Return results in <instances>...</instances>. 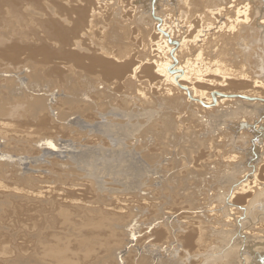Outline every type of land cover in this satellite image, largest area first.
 Listing matches in <instances>:
<instances>
[{"label": "rangeland", "instance_id": "1", "mask_svg": "<svg viewBox=\"0 0 264 264\" xmlns=\"http://www.w3.org/2000/svg\"><path fill=\"white\" fill-rule=\"evenodd\" d=\"M36 1H39V5L34 6ZM79 1L71 2L70 6L64 4L62 0V6L59 0H11V5L9 3L0 5V43L6 42V46L0 44V52H5L3 56L0 55V103L6 106V113L14 111L12 118L4 120L14 125L13 128H9L12 130H9L10 132L0 130L2 132L0 135V175L4 176H0V178L3 177L0 180L4 181L2 183L0 181V183L5 186L10 183L7 186L9 188L1 190L2 193H0V260H2L0 263L19 264L18 260L23 262L31 254L35 256V261H37L42 257L41 252L45 247L54 245L65 249L75 264H260L261 260L263 262L264 195L255 200L248 198L238 203L233 197L235 187L238 185L234 186L235 182L239 183L240 181L237 177L249 175L248 178L245 176L243 182L252 186L256 180L253 178H256L255 175H257L254 169L264 171V149H262L264 144V109L255 108L249 113L250 116L247 113V122L244 124L242 121L245 119L241 117L239 110L233 109L219 115V119L217 117L214 119L204 118L198 121L200 119L196 116L192 117L191 119L195 120L193 122L198 123L195 130L175 131L166 134L159 128L160 125L150 130L153 121L159 122V118L154 116L157 115V112H159L158 115L164 112V106L157 109L154 108L155 104L146 108H128L120 105L118 101L120 95H123L124 91L128 93L131 91L133 94L138 89L137 86L120 84L114 77L108 81L106 77L109 76H106L99 67L92 69L90 67L88 70L76 68L71 72L66 70L68 63L66 65L60 63L63 62L62 57L64 55L75 50V42L85 40L86 36L82 34L84 32L75 35L58 32L51 28L49 23L60 22L61 25L67 27L70 21L81 19L76 9L86 7L87 2ZM158 1L145 0V7H147L144 8L145 11H148L150 7L151 11L157 7L160 8L161 3ZM256 1H258L256 10L261 14L258 17V22L261 23L264 19V0ZM137 2L140 3L141 1L138 0ZM158 3H160V7ZM58 6L65 8L66 11L70 7L74 9L67 15L62 12L55 13ZM100 11V16L97 19H102V23L98 25L96 35H92V37L101 35L99 34L100 31H105L104 34L106 33V35L102 39L101 46L112 44L114 49L112 48L111 51L115 54L118 45L132 41L136 34H133L134 37L129 34L130 36L127 35L122 40H118V34L122 33L121 30L124 28L122 26L124 22L119 17L121 14H116L117 10L113 8H106V10L101 8ZM106 16H109L108 19L103 21ZM65 19L70 21L67 23ZM91 19H88V23H91L89 22ZM86 21L87 17L85 21L81 19V23L78 22L79 30L86 28L84 27ZM259 23L256 27L259 34L249 35L250 37H247L249 40L243 38L244 40H241L236 48H239L238 51L241 53L246 52L247 56L255 59L252 67L248 65L246 68L248 72L253 71L252 74L257 80L264 82V24ZM103 26L106 27L105 30ZM92 40L94 39L88 38L86 45L82 43V47L88 49L89 44L91 48ZM246 41L250 42L247 43ZM41 44L48 46L49 53L54 55L51 63L45 67L39 63L41 58L31 51L38 49V45ZM14 47L22 49L23 52L21 51L19 55L14 52L15 55L6 58L5 55L10 56L11 52L9 51ZM108 58L114 62L112 58L106 57V59ZM220 60L232 67L229 58ZM82 64L89 65V61L84 60ZM75 72H78L79 75ZM250 89L249 86L247 90ZM102 91L106 97H103ZM259 91L260 96L264 98V89ZM99 94L102 98L97 97ZM37 98L44 99L45 103V110L39 113L41 118L38 112L37 114L33 113L32 108L29 107ZM112 100L117 101L113 103ZM251 113L255 114L252 115ZM158 115L156 117H159ZM42 118L46 122H43ZM257 122H263L261 128L257 127ZM19 127L23 128L19 130ZM27 129H32V131L29 132ZM243 129L246 133H243ZM23 131H28L26 134L30 133V135L28 134L30 137L26 135V138ZM241 131L243 133L241 135L242 140L240 139ZM16 133L21 136H17ZM4 134L5 137L3 138ZM257 134L259 137L256 136ZM199 140H204V146L198 144ZM40 141L42 144L39 143ZM196 142L198 143L196 144ZM244 143L245 145H243ZM253 145L259 150L258 152ZM242 149L243 152H241ZM230 152H235L237 161H241L238 163L243 164L233 169L235 163L231 162V159H227L231 154ZM235 153L232 154L235 155ZM51 154L53 155L51 156ZM50 156L51 158H48ZM230 165H232L231 168ZM234 172L237 177L233 176ZM252 173L254 174L252 175ZM261 175L264 176V172ZM18 177L20 178L18 179ZM45 178L51 183L46 182L47 179ZM13 179L15 182L21 181L17 182V185ZM65 182L66 185H64ZM19 185L20 187L24 185V188H20ZM49 188L55 192L58 191L59 195H55L53 191V193L47 194L50 197L49 199L47 197L46 201H44L45 199L31 200V198L23 196L29 191L38 192ZM13 190L18 192L17 195ZM6 195L7 197H5ZM105 196L106 198H104ZM136 196L138 198L143 196L142 198L147 201L138 204L134 201ZM219 198L222 199V202ZM28 200L30 201L27 202ZM98 200L112 204H110L111 207L103 205L105 210L99 211L100 214L102 213L100 218L104 217L102 221L104 225L95 228L94 226L89 227V219L86 217V213L87 209L88 212H91L93 207H89L90 205H86V203L90 201L91 205H95ZM250 200L251 204L252 202L254 204V201L258 203L257 208V204L251 205ZM51 201H56L52 202V204L54 203L52 208L50 207ZM74 201L77 206L79 205L78 208ZM218 202L226 205L223 206ZM31 203L36 206H32ZM249 204L254 208H250ZM24 206L25 209L22 210ZM126 206L131 209L130 212L123 209ZM59 207L62 209L60 210ZM71 208L79 211L80 214L76 211L78 216L72 215L73 211L70 213ZM115 208H117V212ZM110 209L114 212H111ZM62 210L68 212L64 211L63 213ZM227 213H229L228 216ZM116 214L121 216L116 217ZM84 216L85 218H83ZM67 218L72 221H67L69 220ZM188 218L199 221L203 219V222L208 225L210 238L207 244L204 243L205 246H202L204 249L196 252L198 254L192 253L196 250L194 245L197 235L195 230L192 231L186 226ZM226 218L229 219L231 225ZM32 219L34 220L32 221ZM92 219H90L91 222ZM93 220L95 223L99 219ZM104 220L108 221L105 222ZM226 221L228 226H223V222ZM240 222L242 223L240 224ZM214 230L219 232L212 234L211 232ZM256 232L258 235L255 239H257L252 244V237ZM243 233L244 235L241 236ZM186 235H192L193 246L188 245L185 240ZM259 238L263 240L259 241ZM53 240L57 241L56 244H53ZM17 249L20 250L18 256Z\"/></svg>", "mask_w": 264, "mask_h": 264}, {"label": "bare ground", "instance_id": "2", "mask_svg": "<svg viewBox=\"0 0 264 264\" xmlns=\"http://www.w3.org/2000/svg\"><path fill=\"white\" fill-rule=\"evenodd\" d=\"M10 1L11 0H0V5H2L4 3H9L11 5L12 2H10ZM59 1L61 3V6H62V2L64 4L69 5V6H70V4L76 2V0H62V2H61V0H59ZM84 1L87 2V6L84 7V8H77L76 9L79 12L78 15H79V17H81L82 21H85L86 17H87L86 26L84 25V27H86V28L84 30L83 29L79 30V28H78L79 27L78 22L81 23V19H79V18H78L79 20H77V21H70L69 19H65V21H67V23L70 21V23L68 24L67 27L61 25L60 22H58V23L57 22L49 23L52 26L51 28H54L58 32H62L64 34H71V35H75L77 33L84 32L82 34L86 36L85 40L76 41L75 42V50L72 51V52H69L66 55H64L62 57L63 62H60V63H62L64 65H66L68 63L66 65V70L67 71L69 70L71 72L74 69H76V68H78V69L82 68V70H84V69L88 70V69H90V67H91V69L93 67H99V68H101L103 70V72H104V74L106 76H109V77L105 76L108 81L111 78L114 77V78L117 79L116 81H118L120 84H125L127 86L134 85L135 87L137 86L138 89H136L133 94L131 93V91H130V93H128L127 91H124L122 93L123 95H120V98L118 99L120 105H124V106H126L128 108L129 107H133V108H135V107H145L146 108L148 106H152L153 104H155L154 108H157V109L162 107V106H164L165 111L160 113V115H158L159 112H157L156 114L159 117H156L157 115L154 116L155 118H159V122L153 121L151 123V125H150V130H151V128H153V129L156 128L158 125H160L159 128L162 131H164L166 134H170V133L175 132V131H178V132L181 131L182 132V131H187V130H195L196 127L198 126L197 125L198 123L193 122L195 120L194 119L192 120L191 119L192 117L196 116L198 119H200L198 121H201L204 118H207V119L213 118L214 119V118L217 117L219 119V117H218L219 115H221L224 112L233 110V109H236L237 111L239 110V113H240L241 117H243V119H245L244 121H242L243 124H244V122H247V120H246L247 119V116H246L247 113L249 115V113L255 108L256 109L257 108H263L264 109V98H262L260 96L261 93L259 91V90H263L264 89V82H262L260 80H257L255 78V76H253L254 74H252L253 71L252 72H248V69L246 68L248 65L252 67V64L254 63L255 59L250 57L249 55L247 56L246 55L247 53L243 52V50H241L243 52V53H241L240 51H238L239 48H236V46L238 45V43L241 40H244L245 38L250 37L249 35H253V34L259 32V30L256 28L258 23H259L258 22V17L261 15L260 12H258L256 10V7H258V5H257L258 1L250 0L248 2V0H159L160 3H161V7H160V3H158V6L160 8L154 7V8H156L154 11L150 10L151 7L148 9V11L147 10L145 11V9L147 8V7H145L146 6L145 0H140L141 1L140 3L137 2L138 0H84ZM38 2L36 1L34 3V6L35 5H39ZM81 3H83V2H81ZM6 6H7V4H6ZM77 6H78V4H77ZM155 6H156V4H155ZM59 7L60 6H58V8L56 9L55 13L56 12H59V13L62 12V13L67 15V13L73 12V9H74V8L70 7V9L68 8V10L66 11L65 8H62V7L59 8ZM4 8H6V7H4ZM101 8H105V10H106V8H113V9L117 10L116 14H121V15H119V17L122 19L121 21H123L124 24L122 25L121 21H120L121 22L120 24L122 26H124V28L121 30L123 32L122 33L120 32L118 34L119 35V39L118 40H122L125 36H127L129 34L132 35L133 37L135 36L133 34H136V36L132 39V41H129V42L127 41L126 43H123V45H121L122 43L119 42L121 44L118 45L115 54L111 51L112 48H113L112 44H107V45H105L103 47L101 46L102 45V39L106 35V33L104 34L105 31H100L99 34H101V35H97V36H99V37L96 36L97 38L96 37H92V35H94V36L96 35L95 32H97V30H98V25L100 23H102V19H97L100 16L99 14L101 12L100 11ZM108 17L109 16H106V18H104L103 21H106L105 19H108ZM89 18H92L91 20H89V22H91V23H88V19ZM55 19H57V18H55ZM63 23H65V22H63ZM259 24H264V19ZM86 29H88V31H85ZM103 29L105 30L106 27L103 26ZM49 34L50 33L48 32V35ZM245 35H246V37H245ZM254 37H255V35H254ZM88 38H92L94 40H92L91 48H90V45L88 44V46H89L88 49H85V48L82 47V43H85V45H86V40ZM249 42L250 41H248L247 43H249ZM5 43L6 42H2L0 44H4L6 46ZM109 45L110 46L112 45V47H109ZM38 47H39L38 49H34V50H31V51L33 52L34 55L37 54V56H39L41 58L39 63L42 65V67H45L47 64L51 63V60H52V58H54V55L49 53L50 51H49V47L48 46H44V45L41 44L40 46L38 45ZM6 50H4V51H6ZM21 51H22V49H20L18 47H16V48L14 47L12 50L10 49V51H9V52H11L10 56L9 55H5V57L8 58V57H11V56L15 55L14 52L19 55V53ZM113 51L115 52V50H113ZM4 54H5V52H0V55L3 56ZM7 54H8V52H7ZM106 57L112 58V60L114 62H112L109 58H108L109 60L106 59ZM215 57H217L218 59H213ZM226 58H229V61L232 64V67H230L228 65V63L224 64V62H222L220 60V59H226ZM84 60L89 61V65L87 64L88 66L82 64V62ZM38 69H40V67ZM49 73H47V74H49ZM75 74L79 75L78 72H75ZM49 75H51V74H49ZM249 86L251 87V89L247 90L249 88ZM103 93H100V94H103ZM100 94L97 95V97L102 98ZM103 95H104L103 97H106L105 93ZM94 96L96 98V95H94ZM109 96H110V94H109ZM109 96H108V98L111 97V96L110 97ZM38 98L35 99L30 104L29 107L32 108L31 110H33V113L37 114V112H38V115H40L39 113H41V112H43L45 110V103H44V99L42 100V98H40V99H38ZM48 101H49V99H48ZM116 101H113V103L116 102ZM5 107L6 106L3 103H0V130L1 131L3 130V132H4V130H8V131L12 130V129H9V128H11L12 126L14 127V125L11 124L10 122H5L4 121V120L12 118V116L14 115V111L13 112L11 111L10 113H6L5 112L6 111ZM17 108H18V106H17ZM118 110L120 111V108H118ZM254 114H252V115H254ZM30 115H32V114H30ZM44 115H45V113H44ZM236 115H237V113H236ZM33 116H34V114H33ZM35 116L38 117L37 115H35ZM42 116H43V114H42ZM235 117L237 118L238 116H235ZM40 118H41V115H40ZM51 121H52V119H51ZM43 122H46V120L43 119ZM238 122H239V120H238ZM262 123L261 122H257L256 123L258 125L257 127L261 128L262 127L261 126ZM240 126H243V125H240ZM249 126H247V127L250 128ZM47 127H48V124H47ZM20 128L21 127H19V130H20ZM24 130H26V129H24ZM27 130L29 132L32 131V129H27ZM23 132L25 134L22 133V132L21 133L24 134L25 136L26 135L28 136V134L30 135V133L26 134L27 132H25V131H23ZM244 132L245 131L243 129V133ZM1 133L2 132H0V135H1ZM243 133L241 131L240 139H241V135ZM257 133H258V131H257ZM248 134H249V131H248ZM16 135H17V133H16ZM17 136H21V135L18 134ZM27 136H26V138H27ZM256 136L259 137L258 134ZM4 137H5V134H4L3 138ZM14 137H16V136H14ZM28 137H30V136H28ZM251 137H252V135H251ZM251 137H250V139H251ZM33 140H35V139H33ZM42 140L44 141V138H42ZM49 140H47V141H49ZM41 141L39 143H41ZM9 142H10V140H9ZM252 142H255V141H252ZM197 143L198 142H196V144ZM204 143H205L204 140H199L198 144L200 146H204ZM243 145H245V143ZM34 146H36V145H34ZM262 146H263L262 149H264V144ZM253 147H254V145H253ZM254 148H256V147H254ZM243 149H244V147H243ZM243 149H242L241 152H243ZM256 151L258 152L259 150H257V148H256ZM49 152H47V154H49ZM230 153L234 154L235 152H230ZM231 154L229 155V157H227V156H225V157H227V159H229V160L231 159V162L235 163L234 165L231 163L233 165V169L237 168V167H239L240 165L243 164V163H238L239 160L237 161V159H236V157H237L236 153H235V155H233V154L231 155ZM52 155L53 154H51V156ZM44 156H46V155H44ZM51 156L48 157V158H51ZM243 156H245V155L243 154ZM222 159H220V160H222ZM193 160H195V159H193ZM234 160H236L237 162L234 161ZM260 161H261V159H260ZM224 162H226V161H224ZM239 162H241V161H239ZM232 165H230V168H231ZM241 168H239V169L241 170ZM245 169H243V170L245 171ZM256 169H254V171H255V173L257 175H255L256 178H253V179H256V180L254 181L252 179V181H254L252 183L253 184L252 186H250V184L247 183V182L246 183L243 182V180H244L246 175H244L243 177L242 176L237 177L236 173L234 172L235 174L233 176L234 177L236 176L238 178V180H240L239 183L236 181L235 185H234V186H236V184H238L235 187V192H234V197H233V199L235 198L234 199L235 202H237V203L238 202H243L245 199H248V198L255 200L257 197L260 198L262 195H264V176L261 175V173H263L264 171L262 170L263 171L262 172V171H260V169H258V170H256ZM236 171H238V170L236 169ZM244 171H242V172L239 171V172L243 173ZM14 172H16V171H14ZM14 172H13V174H15ZM244 173H246V172H244ZM253 174L254 173H252V175ZM15 175H17V174H15ZM0 176H3V175H0ZM3 177L0 178V179H3ZM46 177H48V176H46ZM248 177H249V175L246 176V178H248ZM19 178L20 177H18V179ZM30 178H32V177H30ZM4 179L6 180V178H4ZM9 179H10V177H9ZM28 179H26V180H28ZM45 179H47V178H45ZM14 180L15 179H13V181ZM20 181H17V182H20ZM2 182H4V181H1V183ZM17 182H15V183L18 185ZM28 182H29V180H28ZM46 182H48V179H47ZM1 183H0V193H2L1 190H4L5 188H9L7 186L10 184L9 183L7 186H5V185H2ZM7 183L8 182L6 181V184ZM48 183H51V182H48ZM25 184H28V183H25ZM66 184L67 183L65 182L64 185H66ZM79 184H76V185L79 186ZM12 185H14V184H12ZM64 185H62V186H64ZM23 186H21V187H23ZM31 186H32V184H31ZM43 186H44V184H43ZM19 187H20V185H19ZM12 188H13V186H12ZM16 190H17V187H16ZM17 191L19 192V190H17ZM17 191L14 192V190H13V192L16 193V195L18 193ZM53 191L54 190L52 188H49L47 190H45V189L44 190H40L38 192H36V191L35 192H30V191L27 192L26 191L27 193H25L23 196H25V197L27 196L28 198H31V200L45 199L44 201H46V199L48 197L47 194L53 193ZM104 191H105V189H104ZM113 191H115V190H113ZM7 192H9V191H7ZM57 192H55V195L57 194V196H58L59 194ZM66 192H67V190H66ZM99 192H101V191H99ZM10 193H11V191H10ZM21 193H23V192H21ZM68 193H66V194H68ZM232 193H233V191H232ZM64 194H65V191H64ZM64 194H63V196H65ZM16 195H15V197H18ZM57 196H56V198H57ZM1 197H3V196H1ZM5 197H7V195ZM20 197H19V200H20ZM49 197H48V199H49ZM60 197H62V196H60ZM71 197H72V195H71ZM110 197H112V196L110 195ZM222 197H224V196H222ZM104 198H106V196ZM141 198H138V196H136V200H134V201H136L138 204L140 202L147 201L145 198H142V199ZM25 199H24V201H26ZM55 199H53V200H55ZM219 199H220V201L222 200L221 198H219ZM225 199H227V198H225ZM73 200H74V198H73ZM100 200L96 201L95 205H91L89 203L90 201L87 202L89 204L86 203V205H90L89 207H93V209L91 211L93 213H91L90 211L88 212V209H87V213L85 212L86 213V217L89 219V221H88L89 227L90 226H92V227L94 226V228H95V227H99V226L104 225L103 222H102L104 217L102 215L103 218L102 219L100 218L101 217L100 215L102 213L100 214L99 211L102 212L103 210H105L103 208L104 207L103 205L110 206V204H112V203L100 202ZM29 201L30 200H28L27 202H29ZM57 201H59V200L57 199ZM227 201H228V199H227ZM5 202H6V200H5ZM47 202H46V204H49ZM52 202H56V201H51L50 207L54 204V203L52 204ZM255 202L256 201H254V204H253V202L251 204V200H250V204L254 205V206H255V204H257L256 205V208H257L258 203H255ZM218 203L219 204H223V203H220V202H218ZM59 204H61V203H59ZM118 204H119V202H118ZM31 205H32V203H31ZM75 205H76V202H75ZM200 205H198V206H200ZM224 205H226V204H223V206ZM251 205H250V208L253 207ZM32 206H34V205H32ZM78 206H77V208H78ZM127 206L124 207L123 209H125V211L127 210L126 212H130L131 209H128ZM70 207H72V205H70ZM213 207H215V206H213ZM28 208H31V207H28ZM59 208H60V210L62 209L61 207H59ZM117 208H115L116 212H117ZM23 209H25V206L22 207V210ZM71 209L72 210L70 211V213H72V211H73L72 215L78 216L79 211H77V210H75L73 208H71ZM119 209L121 210L122 207L119 208ZM232 209H233V207H232ZM54 210H56V209H54ZM67 210H68V208H67ZM67 210H62V211L64 213V211L68 212ZM81 210H83V209H81ZM110 210H111V212H114V211H112V209H110ZM238 210H240V209H238ZM50 211H51V209H50ZM260 211L263 212L262 210H260ZM90 213L93 216L89 215ZM209 213H212V212H209ZM228 214L229 213H227V216H228ZM231 214H232V212H231ZM246 214H245V216H246ZM9 215H10V212H9ZM87 215H89L90 217L87 216ZM120 216L121 215L117 216V214H116V217H120ZM243 216H244V214H243ZM0 217H1V215H0ZM33 217H35V216H33ZM106 217L108 218L109 216H106ZM111 217L115 218L114 216H111ZM224 217H225V215H224ZM83 218H85V216ZM92 218L93 219H95V218L99 219V220H97L98 224H96L97 222L94 223V220ZM113 218H112V221H114ZM232 218L234 220V217H232ZM34 219H32V221ZM67 219H69V218H67ZM90 219H92L93 223L91 222ZM213 219H214V217H213ZM214 220H216V219H214ZM67 221H70V219L67 220ZM106 221H108V220H106ZM224 221H225V218H224ZM227 221H229V219H227ZM227 221L225 223L223 222V226H228V222ZM26 222H28V221H26ZM24 223H25V221H24ZM31 223H30V225H31ZM205 223L203 222V219H202V221L201 220L199 221L198 219L194 220L193 218L191 220H189V218H188V222L186 223V226L188 227V229L191 228L192 231L195 230L196 235H197V239H196V242H195L196 244L194 245L196 250L194 252H192L194 254H198L196 252H199V251L203 250L204 247L202 248V246H205L204 243L207 244L208 239L210 238L209 237L210 235L208 234V232H209L208 231V227H207L208 225L205 224ZM241 223L242 222H240V224ZM195 224H197V225H195ZM214 224H216V223H214ZM229 224H230V221H229ZM21 225H22V223H21ZM34 225H33V227H34ZM230 225H229V227H230ZM24 227H25V225H24ZM225 228H227V227H225ZM25 229H26V227H25ZM73 231H74V229H73ZM253 231H255V230H253ZM217 232H219V231L218 230H214L211 233L214 234V233H217ZM259 232H261V231H259ZM261 233L263 234V232H261ZM262 234H261V236H263ZM192 235H186L185 236L186 237L185 240L187 241L188 245H192L193 246L192 241H191L192 240L191 239ZM243 235H244V233L241 234V236H243ZM257 235H258L257 232L253 235V237L250 235L253 238V240L251 238L252 244H253V241H256L257 238L255 239V237ZM1 237H4V236H1ZM18 237H21V236L19 235ZM245 237H247V236H245ZM25 238H27V237H25ZM168 238H170V237H168ZM260 238L258 240L262 241L263 239L260 240ZM243 240L245 241V239H243ZM243 240H241V241H243ZM53 241H54L53 244H56L55 242H57V241L56 240H53ZM94 241H95V239H94ZM250 243H251V241H250ZM95 248H97V247H95ZM16 253H17V256H18V254H20V250L17 249ZM68 254L69 253H67V251L65 249L60 248L58 245H54L52 247H49V246L45 247L43 249V251L41 252L42 257L37 259V261H35V258H34L35 256L31 254L23 262H20L19 260H18V262H19V264H72V263L75 264V262L71 258H69ZM86 255H87V253H86ZM1 261L2 260H0V262ZM261 263L264 264V261L262 262V260H261ZM107 264H110V263H107Z\"/></svg>", "mask_w": 264, "mask_h": 264}]
</instances>
